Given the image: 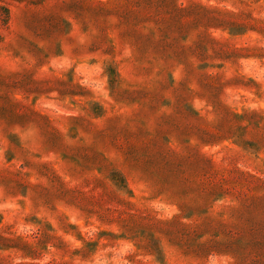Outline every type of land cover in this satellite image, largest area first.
Here are the masks:
<instances>
[{
  "label": "rangeland",
  "instance_id": "rangeland-1",
  "mask_svg": "<svg viewBox=\"0 0 264 264\" xmlns=\"http://www.w3.org/2000/svg\"><path fill=\"white\" fill-rule=\"evenodd\" d=\"M0 264H264V0H0Z\"/></svg>",
  "mask_w": 264,
  "mask_h": 264
}]
</instances>
